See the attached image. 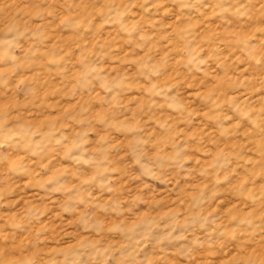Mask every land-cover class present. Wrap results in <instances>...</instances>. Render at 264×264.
Masks as SVG:
<instances>
[{"label":"rangeland","instance_id":"374dc122","mask_svg":"<svg viewBox=\"0 0 264 264\" xmlns=\"http://www.w3.org/2000/svg\"><path fill=\"white\" fill-rule=\"evenodd\" d=\"M0 264H264V0H0Z\"/></svg>","mask_w":264,"mask_h":264}]
</instances>
